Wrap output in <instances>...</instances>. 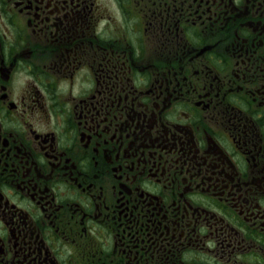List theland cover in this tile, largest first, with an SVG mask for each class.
I'll return each mask as SVG.
<instances>
[{
  "label": "flooded vegetation",
  "instance_id": "flooded-vegetation-1",
  "mask_svg": "<svg viewBox=\"0 0 264 264\" xmlns=\"http://www.w3.org/2000/svg\"><path fill=\"white\" fill-rule=\"evenodd\" d=\"M0 264H264V0H0Z\"/></svg>",
  "mask_w": 264,
  "mask_h": 264
}]
</instances>
